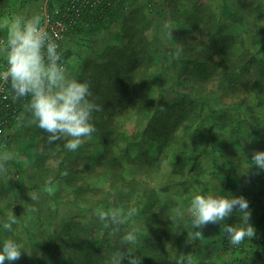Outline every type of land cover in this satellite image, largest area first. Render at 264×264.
I'll list each match as a JSON object with an SVG mask.
<instances>
[{"label":"trees","instance_id":"obj_1","mask_svg":"<svg viewBox=\"0 0 264 264\" xmlns=\"http://www.w3.org/2000/svg\"><path fill=\"white\" fill-rule=\"evenodd\" d=\"M178 1L147 0L142 8L133 7L136 9L130 10V17L125 19L128 22L123 25L126 44L116 51L115 47H109L106 63L85 65L78 71L64 73L70 57L69 50L65 49L64 70L40 68L53 72L52 83L61 73L69 80V95L59 92L52 98L56 106L54 113H50L46 101L35 108V99L47 88L41 80L35 82L40 69L35 70L32 91L24 108L26 111L30 106L29 115L23 112L21 117L30 120L32 136L39 140L40 149L34 154L30 171L10 181L7 187L13 213L7 223H0V264H245L248 255L264 258V74L251 75L248 70L252 65H260L261 61L254 60L251 55L237 68L232 55L236 39H213L212 33L218 31V27L215 22H208L211 26L205 31L214 42L199 44L194 39H185L182 51L185 54L181 53L179 59L181 66L173 73L176 86L170 90L172 99L169 102L153 100L151 86L158 81V74L153 71L154 56L143 34L152 24L147 13H156L162 19L165 9L170 4L178 5ZM124 2L120 0L119 13ZM9 3L10 0H0V18L5 16ZM53 4L54 0H50L49 6ZM201 15L205 17L206 14ZM112 18L98 23L83 19L68 38L105 26ZM21 23L18 37H11L4 43L0 71L9 50L26 36L32 25L27 21ZM254 30H251L252 39H261L257 43L264 47V30L258 33ZM188 31L193 35L196 28ZM171 37L180 38L178 34ZM241 41L245 44L244 39ZM217 44L223 58L220 70H217L219 64L212 59ZM165 67L164 70L168 69V63ZM214 73L223 83L219 89L233 102L240 88L257 95L261 112L250 114V118L240 114L234 119L221 107L216 111L212 109L219 131L232 128L250 143L244 149L240 142L241 152L233 146L231 160H224L221 153L217 157L212 155L209 170L216 180L213 186L218 202L211 213L218 214L214 212L216 209L223 217L222 224L216 223L220 225L221 238L213 241L198 228L186 229L183 222L188 215L197 227L201 223L199 219L211 214L206 211L209 200L205 196L211 185L200 179L203 168L198 156L201 153L206 157L215 148L213 126L206 123L203 116L205 107H211L213 92L206 89V82ZM233 102L224 107H232V104L236 114L240 113ZM132 118L136 126L128 135L125 127ZM247 128H250L248 135ZM85 137L92 143L90 152L86 150V141L77 143L73 139ZM197 140L202 141L198 154L194 147ZM119 149L122 154L117 153ZM251 149L256 151L250 152ZM138 156L143 159L145 175L153 166L159 167L168 159L172 172L184 176L179 188L184 199L164 200L163 208L156 212L158 192L145 184L140 190V201L136 202L140 204L137 213L143 220L134 230L135 238L131 239L121 220L104 210L107 206L119 207L124 213L131 207V198L139 191V178L131 173L127 176L125 171L126 164L136 166ZM53 161L57 162L56 169L51 168ZM100 178L104 186L90 184L89 179ZM195 183L199 184L198 188ZM66 190L71 195V204L87 205L91 218L93 213L98 214L100 234H96L91 218L82 217L85 222L89 220L88 223L78 221L77 217L83 216L79 213H65L60 218L59 204L54 200V205L47 208L45 224L30 230L32 216L34 221L40 217L35 210L32 216L26 211L41 203V195ZM18 195L23 197L25 204L18 200ZM248 223L254 228L251 233L244 237L233 233L235 227L241 229ZM34 244L36 251L30 254Z\"/></svg>","mask_w":264,"mask_h":264},{"label":"rangeland","instance_id":"obj_2","mask_svg":"<svg viewBox=\"0 0 264 264\" xmlns=\"http://www.w3.org/2000/svg\"><path fill=\"white\" fill-rule=\"evenodd\" d=\"M24 5L22 6L23 2ZM39 1V7L40 9L36 10V7L38 5ZM46 1V0H44ZM43 0H10L9 3V8L6 10L5 16L0 18V58H1V51L3 49L4 43L9 42L11 40V37L14 39L18 37L20 28H21V22L27 21L29 24H34L35 22L38 21L40 13L42 11V7L44 6ZM147 0H135L132 2L131 0H125L123 9L124 11L120 12L117 16L111 19V23H106L105 26L98 27L96 29H93L92 31H84L82 34L75 36L73 38H68L66 40L65 47L66 49L69 50V64L67 69L65 70L64 73L69 72L70 70H79L81 67L88 65L89 67L93 66L94 64H102L106 63L107 59H105L106 54L108 53V48L110 47H115V50L117 48L122 49L124 48L126 44V38H124V30H123V25L128 22L126 17H130V10L136 9V8H142L143 5H146ZM47 5V3H46ZM155 5V4H154ZM136 7V8H133ZM145 9V7H144ZM145 13L147 11L144 10ZM147 13L148 18L152 21V24L150 25V28H147L144 30L143 34L149 44V49L151 53L154 56L153 60V71L158 74V81L156 83L152 84V99L157 101V99H162L165 102H169L172 99L171 92L170 90L176 86L175 79L173 73L176 71V69L180 68L181 64L179 62V59L181 57V53H183V49L185 48L186 41L185 39H180L179 37H171L172 34H179L180 32L178 29L168 27L166 28V24L162 19L158 18V14L156 13ZM125 21V22H124ZM154 24V25H153ZM259 29L264 30L263 27H258L254 32L258 33ZM180 36V34H179ZM198 41L199 44H208V43H213L211 42L210 39H194ZM261 39H250L247 40V42L244 44L242 43L241 39H236V43L232 49V55L234 56V60L236 62L237 68L240 65H244L246 63L247 59L251 57V55H254L255 59L257 61H261L260 65H252L248 68L249 72L251 75H256V72L259 73L261 72L264 74V47H262L261 43L258 44L257 42L260 41ZM210 41V42H209ZM217 42V41H216ZM218 44L216 46L215 54L213 55L212 59L215 63H218V68L217 70H220L222 67V59L221 55L218 53ZM231 55V58L233 57ZM168 63L169 67L168 69L164 70L165 65ZM1 63V59H0ZM247 70V72H248ZM38 78L35 81L36 83L41 80V82L44 84H47V88L42 92V96L35 99L36 104L35 108L39 104H43V101H46L49 107L50 113H54L56 106L54 104V100L52 99L54 94H60L59 92H63L64 96L69 95V80L66 77V74H60L59 79L56 80V82L52 83V78H53V72L50 69H40L38 73ZM208 82H206V89L212 91L213 96H212V101H211V107L215 105L214 107H205V111L203 113L204 116V121L208 124H212L213 126V133L215 134V139H214V150L213 153H210L208 155L204 154H199L198 159H200V165L203 168L202 174L200 179L202 181H206L209 185L207 189L208 191L206 192L205 196H207L209 203L207 205L206 211L211 213L212 212V207L217 206V198L218 194L213 186L214 184L216 185V180L213 179L212 176H210V167H211V162L213 159V156H218V154H222V158L224 160H231L232 157V152L231 149L233 146H235V150L238 149L239 151L241 150V144H243V148L245 146H248L247 143H245V140L240 136L238 133H234L232 128L225 127L223 131H219V125L216 123V118L213 115V110L212 109H224L226 111V114L229 116H233L235 119L237 115L245 116L247 118H250V114H258L261 112V108L257 104V95L253 94L252 92H244L240 88L239 93H237V97H235V101L233 102L227 95L223 93L219 89V87L223 84L221 81L218 80V75L214 73V75L211 77ZM264 96V92H263ZM262 96V97H263ZM234 103L236 107V111L240 109V113L235 112V109L233 108V105L231 104L232 107L227 106L224 107V105H228L230 103ZM33 105V106H34ZM32 106V107H33ZM38 109V108H37ZM30 111V106L24 110L25 115H29ZM216 111V110H215ZM221 111V110H220ZM218 111V112H220ZM260 115V114H259ZM263 119H264V114H263ZM136 122L134 118H132L127 124H126V131L128 135H130L134 130H135ZM249 126V124L247 125ZM264 128V126H263ZM248 131L246 132L247 134L250 132V128H247ZM246 131V130H245ZM32 136V134H31ZM262 136H264L262 134ZM238 137V140L236 138ZM74 139V142L81 143L86 141V150L87 152H90V149H93L91 146V142H89L88 138L84 139ZM212 140V139H210ZM88 141V142H87ZM234 141H236V144H234ZM30 146L33 145L34 147V152L30 150L28 155L25 158H28L26 160H33L35 152L40 149V142L37 138L32 137V142L28 141ZM188 142V140H187ZM189 143V142H188ZM201 145L202 141L197 140L195 142V149H197V154L199 150H201ZM255 146V145H254ZM123 147L121 145L120 149ZM189 148H191V144L189 145ZM119 149L117 151L118 154H122V151ZM245 149V148H244ZM116 150V149H115ZM241 152V151H240ZM135 153V152H134ZM156 153V152H155ZM94 155H97V153L94 151ZM121 156V155H120ZM139 159L136 163V166H130L126 164V175L130 176L129 173L137 176L139 178V191L136 193L135 196L131 198V207L128 208L124 213L118 209H113L114 207H106L104 210L105 213H110V214H115L122 222L124 225V231L129 234L130 238L133 239L135 238L134 230L139 228L143 217L139 216L137 213L138 210L136 209L140 204H137L136 202L140 201L138 200L140 197V190L144 187L145 184H147L150 187H155L156 191L158 192V197L159 201L156 203L154 206V211L158 212L160 211L161 208H163V201L167 199H175V200H182L184 199V194L180 193L179 188H180V180L184 176H180L176 173L172 172V166H170V163H168V159L163 160L161 166L156 167L153 166L150 169V172L148 174H144L145 171H143V159L138 156ZM161 157V156H160ZM30 158V159H29ZM123 161V159H121ZM51 165L56 169L57 167L56 161L50 162ZM145 169V165H144ZM27 173V172H26ZM24 173V174H26ZM14 177L19 176V171H15ZM20 177V176H19ZM90 184L92 186H104L105 183L103 180L97 179V180H92L89 179ZM193 181V180H192ZM197 188L199 187V184H196ZM221 183H219V188H220ZM196 189V188H195ZM159 190H163L161 193H159ZM71 199L70 193L66 191L60 193H49L47 196L41 195L40 196V204L36 206L34 209L33 207L30 208V211H26L27 214L33 215V210H36L39 214L40 219L38 221H34L35 219L32 218L30 219V223L28 227L30 230H35L40 227H42L45 224V219H46V211L49 206L54 205L53 200L59 204V213H60V218L61 215H64L65 213H79L80 215L77 217L78 221H81L83 223H88L85 222V220L82 217H86V219L91 218L90 217V211L86 208L87 205H81V206H76L71 204L69 201ZM168 201V200H167ZM214 212H218L219 210H216ZM78 214V215H79ZM94 216L91 218V223L93 227L95 228L96 234H100L101 230V219H99L98 214L93 213ZM210 215V214H209ZM186 221L183 222L185 228H189L190 231L197 229H204L210 228L209 223L211 222L205 217H202L201 223L199 225H195V223L191 222L190 218L188 215L185 216ZM175 222V221H174ZM130 242V241H129ZM35 244L34 247L31 246L30 248V254H33L35 252ZM61 256L58 258L60 259Z\"/></svg>","mask_w":264,"mask_h":264},{"label":"crops","instance_id":"obj_3","mask_svg":"<svg viewBox=\"0 0 264 264\" xmlns=\"http://www.w3.org/2000/svg\"><path fill=\"white\" fill-rule=\"evenodd\" d=\"M48 2L49 0L44 1L45 4ZM177 4H170L165 9L166 12L163 20L166 28L182 29L180 32L181 39H209L205 29L211 26L209 23L214 22L216 23L215 26L218 27V31L212 33L213 39H244L243 42L245 43V39H252V29L256 30L258 27L264 28V0H179ZM40 7L38 1L35 11L37 12V9H40ZM195 12L197 13L196 17L193 16ZM202 13L206 14L205 17L201 15ZM191 28H196L194 36L188 31ZM30 126V120L27 117H21L15 121L9 128V141L7 145L0 148V223L3 225L7 223V220H9L13 213L12 208L9 206L12 198L9 197L7 189L11 184L10 181H16L17 177H14L13 173L17 170L20 176L31 169V159L26 160L28 158H25L30 150L31 152L35 151L33 145L30 146L28 142H32V137H34L31 136L32 131ZM245 143L250 145L247 140ZM250 147L253 148L252 146ZM255 151L254 149L250 150V152ZM21 197V195L17 196L18 200L20 199L25 204L23 197ZM21 209L23 210L24 207ZM23 218L26 219V215L23 214ZM206 218L211 221L209 223L210 228L204 227V229L198 230L206 232V237L209 236L213 241L220 239V225L218 226L216 223L222 224L223 217L219 213H211ZM253 229V225L248 223L241 229L235 227L233 233L241 234L244 237L246 236L245 234L251 233ZM253 258L252 255H248L245 260L247 263L245 262V264H264V258Z\"/></svg>","mask_w":264,"mask_h":264},{"label":"built area","instance_id":"obj_4","mask_svg":"<svg viewBox=\"0 0 264 264\" xmlns=\"http://www.w3.org/2000/svg\"><path fill=\"white\" fill-rule=\"evenodd\" d=\"M50 1V0H49ZM120 0H54L45 4L26 36L11 48L0 71V148L9 141V128L19 120L29 100L35 70L66 67V39L86 19L98 23L121 11Z\"/></svg>","mask_w":264,"mask_h":264}]
</instances>
